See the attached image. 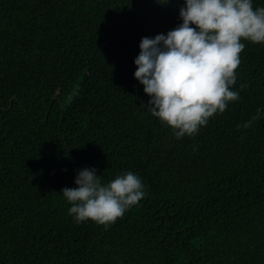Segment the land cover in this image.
<instances>
[{"label": "trees", "instance_id": "trees-1", "mask_svg": "<svg viewBox=\"0 0 264 264\" xmlns=\"http://www.w3.org/2000/svg\"><path fill=\"white\" fill-rule=\"evenodd\" d=\"M184 0H0V264H264V44L240 99L176 139L134 77L142 37ZM264 6V0H254ZM139 174L147 196L108 227L60 193L83 167Z\"/></svg>", "mask_w": 264, "mask_h": 264}, {"label": "clouds", "instance_id": "clouds-1", "mask_svg": "<svg viewBox=\"0 0 264 264\" xmlns=\"http://www.w3.org/2000/svg\"><path fill=\"white\" fill-rule=\"evenodd\" d=\"M179 18L182 22L166 34L142 37L134 58V77L150 97L147 110L170 126L176 139L197 134L240 99L245 85L234 86L246 46L242 40L264 44V6L254 7V0H184ZM260 119L264 106L238 127ZM74 183L60 193L76 224L91 219L108 227L148 194L142 177L130 170L105 183L86 166Z\"/></svg>", "mask_w": 264, "mask_h": 264}]
</instances>
